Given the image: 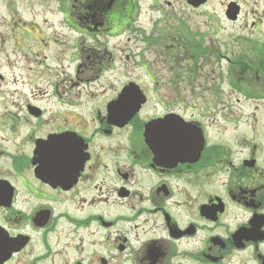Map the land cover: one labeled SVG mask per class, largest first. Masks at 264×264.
<instances>
[{
	"label": "flooded vegetation",
	"instance_id": "flooded-vegetation-1",
	"mask_svg": "<svg viewBox=\"0 0 264 264\" xmlns=\"http://www.w3.org/2000/svg\"><path fill=\"white\" fill-rule=\"evenodd\" d=\"M137 1L66 0L67 34L2 38L0 264H264V44L253 113L183 97L143 54L193 35Z\"/></svg>",
	"mask_w": 264,
	"mask_h": 264
},
{
	"label": "rangeland",
	"instance_id": "rangeland-1",
	"mask_svg": "<svg viewBox=\"0 0 264 264\" xmlns=\"http://www.w3.org/2000/svg\"><path fill=\"white\" fill-rule=\"evenodd\" d=\"M168 1L172 5L167 7L170 15L163 27L167 31L169 27L176 26V21L184 22L187 28L199 34L195 39L207 50L206 60L201 59L193 65L189 59H184L181 49L176 54L178 62L173 63L166 53L165 57L163 56L162 49L158 48V52L154 47L144 52V58L152 65L154 61L156 65H165L168 80L172 77L174 79L177 75L178 79L174 81L179 82L183 97H191L192 91L195 90L198 96L203 98H231V108L241 109L242 104L244 105L243 96L232 86L231 72L232 75L235 74V66L239 64L254 65L256 62L257 55L253 48L258 44H264V0H207L203 6L195 10L183 0ZM229 1H235L240 5V13L235 22L227 20L224 15ZM64 2L65 0L62 3L61 0H0V43L2 38L9 39V35L13 36L21 32L17 26L20 19L26 21L25 23L33 21L34 25L29 24L36 33L67 34L57 25V20L61 17L60 8ZM137 7L138 21L142 26H145L149 18L156 16L150 11L152 9L150 0H138ZM43 19L47 20V23ZM11 43H8L9 46L5 49L11 50ZM140 45L144 44L140 43ZM2 49L0 47V64H2ZM168 51L167 47L166 52ZM119 56L121 58L123 53L120 52ZM140 58L130 57L127 61L122 58L119 60V65L127 62L128 66L134 67V73L140 76V81H145L141 74L140 65L143 63H139ZM231 61L232 68H230ZM191 74L194 75L195 81L192 80ZM235 78H237L236 74ZM235 99L241 101L236 102ZM245 109L248 115L253 113V103L247 102Z\"/></svg>",
	"mask_w": 264,
	"mask_h": 264
},
{
	"label": "trees",
	"instance_id": "trees-1",
	"mask_svg": "<svg viewBox=\"0 0 264 264\" xmlns=\"http://www.w3.org/2000/svg\"><path fill=\"white\" fill-rule=\"evenodd\" d=\"M188 53L189 58H193L194 61L201 60V58L206 59V53L207 50H204L202 46H200V43L194 44V42H191L185 47L184 49ZM236 76L239 78L240 71L236 70ZM238 84V83H237Z\"/></svg>",
	"mask_w": 264,
	"mask_h": 264
},
{
	"label": "water",
	"instance_id": "water-1",
	"mask_svg": "<svg viewBox=\"0 0 264 264\" xmlns=\"http://www.w3.org/2000/svg\"><path fill=\"white\" fill-rule=\"evenodd\" d=\"M187 3L191 4L194 7L199 6L200 4L204 3L206 0H185ZM226 15L228 18L235 20L236 14L238 12V6L232 2L228 5Z\"/></svg>",
	"mask_w": 264,
	"mask_h": 264
}]
</instances>
